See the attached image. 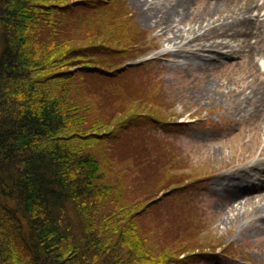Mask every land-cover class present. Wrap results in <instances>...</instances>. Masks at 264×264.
Segmentation results:
<instances>
[{
  "label": "trees",
  "instance_id": "obj_1",
  "mask_svg": "<svg viewBox=\"0 0 264 264\" xmlns=\"http://www.w3.org/2000/svg\"><path fill=\"white\" fill-rule=\"evenodd\" d=\"M145 39L124 0H0V264H190L202 251L153 258L143 234L141 211L159 205L166 232L189 240L191 208L174 211L167 189L196 179L142 128L170 123L134 81ZM114 141L145 198L105 179Z\"/></svg>",
  "mask_w": 264,
  "mask_h": 264
},
{
  "label": "rangeland",
  "instance_id": "obj_2",
  "mask_svg": "<svg viewBox=\"0 0 264 264\" xmlns=\"http://www.w3.org/2000/svg\"><path fill=\"white\" fill-rule=\"evenodd\" d=\"M217 1L221 0H193L190 5V12L202 19L205 16L201 13L204 7ZM261 1L258 0L259 3H262ZM159 2L161 5L163 4L162 0ZM124 3L129 10L133 24L146 37L142 43L144 49L140 51V56H142L133 62L129 61L130 64L139 66L134 81L138 87L139 84L140 86H151L160 93V109L153 108V110L158 112L159 116L166 117L167 121L170 122L167 125L162 123L145 125L146 123H143L142 128L158 137L161 142L170 144L175 153H179H177L179 159L176 160L173 157V160L180 162L179 167L182 168V170L177 171L179 177L186 178L191 173L196 177V179H182L183 185L180 187L177 185L176 191L167 189L168 192L174 193L173 198H171L173 203L170 201L171 199L169 200L174 211H176L175 208L179 207L186 213V209L191 208V215L185 220V223L189 222L194 226L188 241L183 240L177 244L183 237H174L172 233L170 235L171 231L166 232L165 224L159 221L158 216L161 213L159 205L141 211L143 234L147 235L148 244L156 248L151 251V256L160 259L161 251H165L164 253H168V257H175L182 254L186 248L195 247L202 249V251H195L190 264H264V254L262 253L264 222L259 224L261 229H255L254 224L256 223L251 220L250 215H242L241 213L237 220L231 224L230 222H222V219L228 216L226 207L230 203L229 192L226 188L213 184V177L220 172L233 170L235 162L236 165L242 166L260 158L258 152H261L264 147V137L259 131L258 124L254 125L258 127V132H256L251 125L253 122L249 123L250 114H254V110L252 109L251 113L244 118L233 116L226 110L227 104L225 103V100L228 99L226 96L228 91H239L240 77L243 76L240 72L249 69L248 73L244 75H247L246 77L251 80L250 74L255 70L254 77L258 81L263 80V75L259 71H264L263 67L260 66V62L264 61V40L260 41L259 45L257 44L258 47L252 55L253 62L250 64H248V59L242 60L237 57L238 55H231L222 58L220 65L217 66L216 64L207 68V73L213 74L217 80L220 78L227 80L233 76V83L229 80L228 84L221 88L220 86L216 88L210 86V94L216 97L215 101L212 98L194 97V90L190 88L201 84L199 78L206 68L204 66L208 64L191 65V61L198 59L177 56L173 52H167V47H169L167 44L168 35L164 37L160 28L142 21L139 17V6L135 0H124ZM81 11L82 9L77 12ZM251 11L252 9L249 8L247 12L251 13ZM252 14L256 15V11L254 10ZM235 15L227 14L225 16L223 14V17H228L225 23L235 21L237 18ZM251 36H249L251 38L250 44L253 41ZM256 36L254 35L253 38L259 43ZM261 65L263 64L261 63ZM234 72L236 74L233 75ZM141 110L145 111L144 109ZM139 113H141L140 110ZM136 133H138V128L133 135ZM131 140L134 141L132 138ZM108 146L110 147L109 159L111 164L110 168H106L105 179L116 180L115 177L118 179L117 184L120 183L123 200L133 201L140 199V197L145 198L143 192L149 190L150 185L149 183H144L145 186L139 185V180L131 181L134 175H131L129 170L132 171L131 168L133 167L128 159L129 153L127 150L124 152L126 145L123 142L116 144L114 141L110 142ZM166 155L170 157L167 153ZM241 158L243 161H240ZM176 165L173 164V166ZM177 172H171V174H177ZM145 173L150 174L148 171ZM259 177L263 180L261 182L264 186V172L261 171ZM253 181L256 182L252 179L250 183L245 184L246 187L238 188L236 190L237 195L241 196L246 191L258 190V185L254 184ZM162 194L163 192H159L157 197H161ZM254 200L256 199L247 201L245 208L249 209L254 204ZM165 220L167 219L164 218L163 221ZM173 226L174 228L178 227L177 231L180 234L189 232V230L184 229L185 224L183 222ZM166 260L164 258L162 262L167 263ZM167 261V264H174L171 263L174 262L171 259ZM139 264L141 263L139 262ZM149 264L153 263L149 262Z\"/></svg>",
  "mask_w": 264,
  "mask_h": 264
},
{
  "label": "bare ground",
  "instance_id": "obj_3",
  "mask_svg": "<svg viewBox=\"0 0 264 264\" xmlns=\"http://www.w3.org/2000/svg\"><path fill=\"white\" fill-rule=\"evenodd\" d=\"M159 1L161 0H135L139 6V17L143 22L160 28L164 37L168 35L167 52H173L177 56L197 58V61H191V65L208 64L204 66L206 68L199 78L201 81L198 79L201 84L192 86L190 89L194 90V97L212 98L215 101L216 97L210 94V86L221 88L227 85L229 80L233 83V76L227 80L221 78L217 80L213 74L207 73V68L216 64L220 65L222 58L231 55H238L237 57L242 60L248 59V64L253 62L252 55L260 41L264 40V0L261 1L262 3L258 0H221L207 4L201 12L205 14L202 19L190 12L193 0H162L164 5H161ZM249 8L252 9L250 14L247 12ZM254 10L256 15L252 14ZM223 14L225 16L236 14L238 20L236 18L231 23H225L228 17H223ZM216 15L218 17H215ZM240 19L242 21H239ZM254 35H257L259 43L253 38ZM249 36L252 37V44H250ZM260 66L264 70V61L260 62ZM248 70L240 72L243 76L240 77L239 91L227 92L226 110L233 116L244 118L253 109L254 114H250L249 123L253 122L251 125L256 132L259 127L264 137V71H259L263 75V80L258 81L254 77L255 70L250 74L251 80L244 75L248 73ZM256 123L258 127L254 126ZM261 150L258 152L260 158L254 162H247L242 166L236 165L235 162L233 170L220 172L213 177L214 185L226 188L229 192L230 203L226 207L228 216L223 218L222 222L231 224L237 220L240 213L249 214L251 220L256 223L254 224L255 229H261L259 224L264 222V186L259 173L264 172V147ZM240 161L243 159L241 158ZM252 179L256 180L253 183H256L259 189L252 192L246 191L241 196L237 195L236 190L246 187L245 184L250 183ZM249 199L256 200L248 209L245 205L247 201H250ZM262 247L264 254V245Z\"/></svg>",
  "mask_w": 264,
  "mask_h": 264
}]
</instances>
